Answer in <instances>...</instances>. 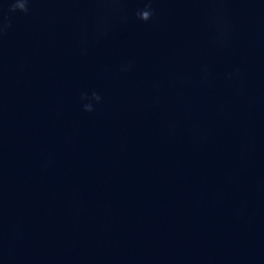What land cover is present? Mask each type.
I'll use <instances>...</instances> for the list:
<instances>
[{
	"label": "water",
	"instance_id": "95a60500",
	"mask_svg": "<svg viewBox=\"0 0 264 264\" xmlns=\"http://www.w3.org/2000/svg\"><path fill=\"white\" fill-rule=\"evenodd\" d=\"M151 2L0 0V264H264V0Z\"/></svg>",
	"mask_w": 264,
	"mask_h": 264
},
{
	"label": "clouds",
	"instance_id": "9594fccd",
	"mask_svg": "<svg viewBox=\"0 0 264 264\" xmlns=\"http://www.w3.org/2000/svg\"><path fill=\"white\" fill-rule=\"evenodd\" d=\"M29 3L30 0H10V6L8 8V12L10 13H16L21 12L27 14L29 12ZM155 15V10L152 7L151 0H146L145 7L142 9H138L136 12V17L138 20L148 23L150 22ZM11 27L10 23H4L0 24V35H2L7 28ZM82 100H94L96 103L101 102V97L96 92H93L91 94V97L89 98L87 94H83L81 96ZM84 111L86 112H93L94 108L91 103H87L84 105Z\"/></svg>",
	"mask_w": 264,
	"mask_h": 264
}]
</instances>
